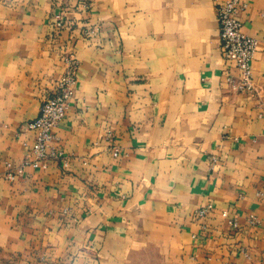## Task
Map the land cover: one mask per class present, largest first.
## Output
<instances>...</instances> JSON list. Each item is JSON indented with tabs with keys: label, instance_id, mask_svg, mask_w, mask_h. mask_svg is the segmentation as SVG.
Listing matches in <instances>:
<instances>
[{
	"label": "crops",
	"instance_id": "0c3cea01",
	"mask_svg": "<svg viewBox=\"0 0 264 264\" xmlns=\"http://www.w3.org/2000/svg\"><path fill=\"white\" fill-rule=\"evenodd\" d=\"M222 1L0 0V264H264V0H240L254 96ZM67 52L63 156L9 182Z\"/></svg>",
	"mask_w": 264,
	"mask_h": 264
},
{
	"label": "built area",
	"instance_id": "2783aa9c",
	"mask_svg": "<svg viewBox=\"0 0 264 264\" xmlns=\"http://www.w3.org/2000/svg\"><path fill=\"white\" fill-rule=\"evenodd\" d=\"M242 9L240 0H224L216 8L221 52L224 59L234 63L239 72L238 91L254 96L256 90L252 62L257 53L258 42L243 31V23L240 19ZM57 21L56 26L60 30L63 27L61 17L57 16ZM63 62L65 68L55 89L44 100L39 117L26 127L27 131L35 134L34 143L27 159L18 167L6 163L5 179L9 182H14L27 168L37 169L43 161L59 159L63 156L55 149L54 131L65 119L70 108L79 71L78 61L72 53L67 52ZM256 195L264 201V191H258ZM211 209V205L203 208L199 211V216L205 217ZM223 217L228 218V214L223 213ZM250 222L255 224L256 219H251ZM230 225L235 228L238 226L236 221H230Z\"/></svg>",
	"mask_w": 264,
	"mask_h": 264
}]
</instances>
